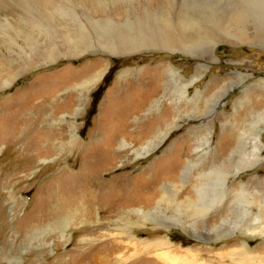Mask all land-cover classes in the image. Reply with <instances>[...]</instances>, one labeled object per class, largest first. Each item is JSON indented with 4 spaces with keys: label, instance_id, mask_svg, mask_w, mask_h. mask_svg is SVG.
Listing matches in <instances>:
<instances>
[{
    "label": "rangeland",
    "instance_id": "1",
    "mask_svg": "<svg viewBox=\"0 0 264 264\" xmlns=\"http://www.w3.org/2000/svg\"><path fill=\"white\" fill-rule=\"evenodd\" d=\"M29 67L0 89V264H264V0H0V85ZM149 183L144 225L108 213Z\"/></svg>",
    "mask_w": 264,
    "mask_h": 264
},
{
    "label": "bare ground",
    "instance_id": "2",
    "mask_svg": "<svg viewBox=\"0 0 264 264\" xmlns=\"http://www.w3.org/2000/svg\"><path fill=\"white\" fill-rule=\"evenodd\" d=\"M34 68H26L24 70H21L19 71L18 73H15L13 74L12 76L8 77L7 80H5L4 82H2V84L0 85V89H4V88H8V86H10L18 77H21L23 74H25L24 72H28L30 70H32ZM102 75H103V71H102ZM101 77V72L98 73L92 80L91 82L89 83L90 85L88 86L87 90L89 88H91L92 86H94L95 83H97V81L100 79ZM85 99V98H84ZM85 101V100H84ZM33 115V114H32ZM128 136V135H127ZM73 137V136H72ZM128 138V137H127ZM133 138V137H132ZM135 138V137H134ZM140 139V138H139ZM256 139H258L257 141H259L260 139L258 138V136L256 135ZM127 140V139H126ZM139 141V140H138ZM163 141V138L161 140V142ZM228 142H231V140H229ZM117 140L116 139H111L109 141H107L103 147L105 149H111L112 146L114 145H117ZM159 142H155V141H151V142H148L145 146H142L141 149H138L136 151H134V155L139 158H146L148 157L156 147L159 146L158 144ZM120 144H123V147H124V150L120 151V152H115V154H111L108 155L109 156H113V157H117V158H121V157H124L127 153V151L129 150V144H127L125 141H122L120 142ZM229 144V143H228ZM231 144V143H230ZM227 145V144H225ZM225 148H227V146H225ZM255 158V157H254ZM260 157L258 156L257 158L255 159H252L250 158L251 160H248V161H243L244 163H242V165L234 168V171L232 172L233 175H238L239 173H241L243 171V169H252L254 168V166L256 165V163L258 161H260L259 159ZM116 159V158H115ZM214 164V162H213ZM212 164V166H213ZM217 167V166H216ZM213 168V167H212ZM188 170V168H186ZM215 169V167H214ZM184 175L187 173L186 170H184ZM95 175V174H94ZM97 175V174H96ZM186 176V175H185ZM184 176H182V179H183ZM185 178V177H184ZM92 182L93 183H98V180H97V177H94L92 179ZM157 182V181H155ZM100 184V183H99ZM154 184V183H153ZM98 185V184H97ZM150 188L149 190L145 191L142 195H139V192H136L133 190L131 191V195H125V192L126 190H122L121 188H118L117 190H114L113 189V192H115L116 194H122L120 195L119 197H117V199H113L110 203V205L107 207L109 208V212L110 215H121V216H124L125 215H128V217L126 218L128 221V224L131 225L133 224L131 221L132 220H135V224H138V226H142L144 225L143 223H141V219H146L147 218V214L145 211H143L142 209H137V210H127L126 209L128 207H135V206H138L140 204H145L146 206L148 205H152L154 204L155 201H157V197H158V193L156 192L155 190V187H156V184L152 185L151 183H149ZM152 185V187H151ZM173 184L170 183L169 184V187H173L172 186ZM146 186V185H145ZM97 186H94V185H90L89 183H85L82 187H77L74 186V187H71L69 190H67L63 196L64 198H68L69 200L71 199H76L75 201L73 202H69L71 204H75L78 199L79 201L83 202L84 204H86L89 208V212H93V207L97 205H100L101 206V203H100V200H99V193L101 191H104V190H100L95 188ZM92 188H95V189H92ZM102 188V187H100ZM114 188V187H113ZM123 188V187H122ZM124 188H127V187H124ZM168 188V187H167ZM133 189V188H132ZM112 190V189H111ZM201 192L202 190H200L199 188L196 189V200H193L195 198H188V202L189 204L190 203H194L195 205L202 199V195H201ZM167 191H164L163 194H162V197L159 199L158 198V204L164 202L165 200V197H167ZM175 196H177V192L175 191ZM173 196L171 198V203L173 204H176L179 203L180 205H182V203H184L185 201H178V200H181L183 198L182 194L181 195H178L177 197ZM253 201V200H252ZM253 203V202H252ZM112 204H114L115 206L112 207ZM157 204V202H156ZM106 205V204H105ZM155 205V204H154ZM62 208V207H59V209ZM107 208L103 209L102 212H106L107 211ZM198 211L202 212L199 208H196ZM133 216V217H132ZM217 217V216H216ZM121 218V217H120ZM167 226V225H166ZM169 226H172V225H169ZM168 227V226H167ZM172 227H176V226H172ZM185 231H188L187 229L183 228ZM127 232L128 231H125L124 229L122 230V232H120L118 235H120L121 237H127ZM123 235V236H122ZM119 236V237H120ZM127 239V238H126ZM130 239H133V238H130ZM123 241H116L114 240V244H112V246L110 247V249H112L111 251H109L107 253V256L108 258H106V261H103V263L105 264H110L109 262H112L115 260V258L117 260H122L121 262H124V260L126 258H124L123 256V249L125 248V245L123 246ZM138 240H135V238L133 239L132 242H130V244L128 242H126L125 244L128 246L132 245L133 247H135V253L138 254L141 252V249L138 248ZM162 242V241H159V242H155L152 244V246L154 245V247H156L157 245H159V243ZM163 243V242H162ZM164 245H169V243L165 242ZM144 247H147L146 245ZM157 248V247H156ZM133 250V249H132ZM129 251V249L126 250V253ZM115 252V253H114ZM115 254L114 256H111V254ZM134 253V254H135ZM245 257V256H244ZM247 259V258H246Z\"/></svg>",
    "mask_w": 264,
    "mask_h": 264
}]
</instances>
